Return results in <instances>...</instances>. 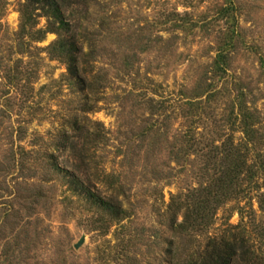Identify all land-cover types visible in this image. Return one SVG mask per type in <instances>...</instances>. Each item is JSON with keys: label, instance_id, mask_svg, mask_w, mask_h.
I'll use <instances>...</instances> for the list:
<instances>
[{"label": "rangeland", "instance_id": "1", "mask_svg": "<svg viewBox=\"0 0 264 264\" xmlns=\"http://www.w3.org/2000/svg\"><path fill=\"white\" fill-rule=\"evenodd\" d=\"M59 1L86 61L83 91L51 55L41 12L28 20L24 0H0V264H176L224 233H243L264 264L262 176L240 175L242 192L202 232L170 227L219 149L247 143V162L264 157V0ZM61 133L88 136L89 171L56 148ZM55 157L125 217L97 222Z\"/></svg>", "mask_w": 264, "mask_h": 264}, {"label": "trees", "instance_id": "2", "mask_svg": "<svg viewBox=\"0 0 264 264\" xmlns=\"http://www.w3.org/2000/svg\"><path fill=\"white\" fill-rule=\"evenodd\" d=\"M61 4L59 0H24L21 14L29 20L32 12L39 10L42 16L48 20L50 32L57 35L56 39L51 42L49 51L52 56L64 63L65 77L70 85L83 91L91 88L92 84L87 82L86 71L82 67L83 62L86 61L83 59L81 44L73 32V27L65 18ZM246 122L244 121L245 125ZM72 130L78 131L79 129L73 126ZM243 130L248 132L247 129ZM87 137L85 136L80 142L73 140L71 135L61 133L56 147L63 151H73L75 167L85 172L92 168V161L87 156L85 147L89 143ZM246 144L243 147V152H240L241 146H234L236 153L233 152V146L230 145L219 150L218 147H215L219 157L217 155L214 157L212 175L204 187L186 195L182 201L172 207L173 215L180 210L183 213L182 220L178 224H175L174 216L171 217V228L180 233L202 232L208 226L207 218L210 213L212 214L219 205L224 204L230 198L237 197L242 192L237 188L240 186L238 184L240 175H246L247 181L250 183L257 176L264 178V157L257 156L253 164L247 162L249 149L246 148ZM51 156L53 158V155ZM51 167L66 180L68 188L74 195L82 198L90 207L97 210L100 217L96 220L97 222L101 224L116 222L125 217V212L115 195H102L98 188L94 189V185L89 183L88 177L85 178L88 181L86 183L74 171L59 166L57 157L52 161ZM259 200L260 205L263 206L264 193L260 194ZM256 259L257 257L243 233H224L208 237L200 253L189 255L176 264H232L235 260H239L242 264H258Z\"/></svg>", "mask_w": 264, "mask_h": 264}, {"label": "water", "instance_id": "3", "mask_svg": "<svg viewBox=\"0 0 264 264\" xmlns=\"http://www.w3.org/2000/svg\"><path fill=\"white\" fill-rule=\"evenodd\" d=\"M84 243V236H81L78 241L73 244L74 249H78Z\"/></svg>", "mask_w": 264, "mask_h": 264}]
</instances>
